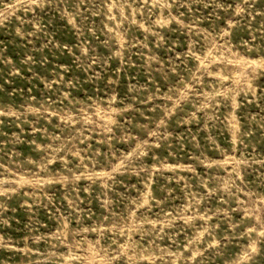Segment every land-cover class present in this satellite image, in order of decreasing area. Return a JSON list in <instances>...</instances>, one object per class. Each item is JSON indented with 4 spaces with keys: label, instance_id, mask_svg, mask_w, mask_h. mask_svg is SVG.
<instances>
[{
    "label": "rangeland",
    "instance_id": "374dc122",
    "mask_svg": "<svg viewBox=\"0 0 264 264\" xmlns=\"http://www.w3.org/2000/svg\"><path fill=\"white\" fill-rule=\"evenodd\" d=\"M0 264H264V0H0Z\"/></svg>",
    "mask_w": 264,
    "mask_h": 264
}]
</instances>
